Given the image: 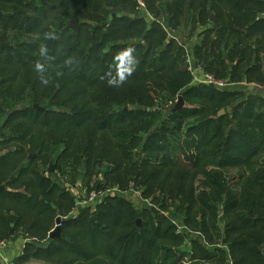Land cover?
Masks as SVG:
<instances>
[{
    "label": "trees",
    "instance_id": "1",
    "mask_svg": "<svg viewBox=\"0 0 264 264\" xmlns=\"http://www.w3.org/2000/svg\"><path fill=\"white\" fill-rule=\"evenodd\" d=\"M143 2L153 18L126 12L139 10L136 0H0L2 128L7 124L12 135L21 134L14 148L8 145L15 136L0 140V178L31 153L46 160L64 161L65 156L70 162L66 169L104 163L107 184L139 181L142 193L171 218L148 206L140 213L144 224L137 227L140 214L121 198L108 196L94 212L81 208L77 216L63 219L60 236L47 239V246L25 242L20 260H216L202 246L184 260L182 235L173 231L171 220L195 224L212 244L207 223L219 216L220 205L227 236L219 242L229 246L234 264H264V96L190 85L181 44L166 40L160 26L162 20L172 31L191 30V36L208 23L211 11L212 27L193 35L199 39L193 45L195 60L219 79L264 87V0ZM75 18L76 32L69 25ZM179 95L184 105L171 112ZM226 104L231 112L219 115ZM165 105L168 118L163 122ZM186 119L192 121L180 140L176 131ZM170 136L177 140L175 148ZM18 169L0 191V228L8 226L23 238L48 234L45 221L68 212L72 196L54 193V186L38 190L43 182L23 180L30 173Z\"/></svg>",
    "mask_w": 264,
    "mask_h": 264
},
{
    "label": "rangeland",
    "instance_id": "2",
    "mask_svg": "<svg viewBox=\"0 0 264 264\" xmlns=\"http://www.w3.org/2000/svg\"><path fill=\"white\" fill-rule=\"evenodd\" d=\"M142 1H144V0H142ZM126 12L130 16L138 15V12H139L141 14H144L149 19L153 18L152 14L147 10L146 6H145L144 10L141 8H139V10L137 8H135L133 10H129ZM122 13H125V12H122ZM160 26L163 28V30L166 31V35H167L166 40L169 38H173L174 41L181 44L183 51H184V56H185L186 50H188V48L191 47L190 42H195L196 40L197 41L199 40L198 37L196 39V38H194L195 36H193V35L199 34L200 31L202 30V28L205 27V25H204V26H201L200 28L193 30L192 31L193 35L188 36L187 31L189 29H187L186 31H180L178 29L172 31L170 27H168L165 23H163L162 20H160ZM189 31H191V30H189ZM180 34L184 35V40L183 39L177 40V36ZM192 49L193 48L191 47V50H190L191 53H192ZM183 62H184V57H183ZM183 62H182V65L184 66ZM222 76H224V75H222ZM223 80H225V79H223ZM189 84L190 85H198V84H202V83L192 82V77H191V82ZM236 98L238 100H240V97H236ZM176 101L172 105H174L176 103ZM0 105H1V102H0ZM183 105H184V100H183ZM165 108H166V105L161 110V112L163 114V118H164L162 120L163 122L168 118V113H164ZM158 109H161V108L158 107ZM220 110H223V113H222L223 115L228 114L231 112V106L228 104L222 106L218 110V113L220 112ZM261 111L264 112V107L261 109ZM53 116H55V115H53ZM5 117H6V115H0V140H4L7 136H10V137L15 136V138L13 140H11L10 144L8 145L11 148H14L15 146H18V142L16 140L18 137H20L21 134H19V135L13 134L12 135L11 126L7 125V124H6V126L4 125V127L2 128V126L4 124ZM19 120H21V119H19ZM18 121H12V122H18ZM190 121H192V120L191 119L183 120L181 128L176 131L181 135L180 140H182L184 138V134H186L185 124L187 122H190ZM169 122H170L169 124H173V122H175V120H172ZM153 129H154V127L153 128L151 127V130H153ZM42 133H43V131H42ZM42 135H44V133ZM167 138H168V136H166V139ZM169 139H170L171 143L173 142V144H174V142L177 141L175 139V137L170 136ZM140 142H144V138L142 140H140ZM173 144H171V145H173ZM0 148H1V144H0ZM172 148H175V144ZM173 150L174 149H172V152H171L172 157H174ZM69 153H70V151H69ZM32 154L34 155V157L28 158V159L34 160V162L29 164V163H27L28 162L27 158L22 160L20 166H16L15 169H10V173L7 174V176L4 175V177L0 178V179H3V181H0V186H3V188H4L5 187L4 184L7 180V178H13L14 176H16V174L19 172L18 168H21L23 166V167L27 168L28 172L30 173L23 180L30 181V180L38 179V180H41L43 182V184L40 187H38V190H46L47 188L54 186V187H52L54 193H56V192L60 193V192L64 191L63 190L64 184L62 182L63 176H66L67 179H69L71 181V184L74 187L77 185V183L81 182V186H82L81 188L82 189L79 190L76 195H74V196L71 195V194H75L76 193L75 191L66 192L68 195L73 196L72 197L73 203L71 204L70 210L68 212L62 213L63 216H66V217L77 216L78 210L81 208H84V206H85V205H81L80 202L82 200H85L91 191L100 192V191L108 189V188H118L115 196L117 198L118 197L121 198L125 202V204H127V206L134 209L137 212V215L140 213H144V210L148 206H151L152 211L156 210L160 213L159 215H166L167 216L166 218L168 221L171 219L169 212L165 211V209L159 208L158 205L154 203V201L149 199L150 198L149 196H145L142 193V190L144 187H143V185L140 184L139 181H138L139 182L138 183L137 181L134 182V181L130 180V182H127V183L125 182V183L121 184V186L114 185L113 183L107 184L106 183V176H104V173H103L104 166L106 165L104 163L103 164L92 163L86 167L83 164H81V165H75L77 168L72 167V168L66 169V166H69L68 163H70V162L65 161V159H66L65 156H62V159L64 161H61L60 158L46 160L45 158L40 157V155H38V153L37 154L31 153L30 155H32ZM135 154H136V156H138V153H135ZM158 160H161V158L159 157ZM66 164H68V165H66ZM50 166L53 167V170H51V171L49 170ZM4 169H6V167H4ZM93 171H95L96 173L94 174ZM233 172H234V170H233ZM108 177H111V176H108ZM42 178H43V180H42ZM15 188H17V187H14V186L10 187V189H12V190H15ZM65 196H66V198H68V196L66 194H65ZM95 207L94 208L88 207L89 213L94 212L96 209ZM216 209H217V213L219 216L216 219H211L207 223L208 225L206 228L207 232L213 236V243L212 244H208L209 242L205 241V232L206 231L199 232V229H197L195 227V224H193V225L184 224L178 219L171 220V222H173V224H174L173 231L182 235L180 248H181V250H184V252H186V254H185L186 257H187L189 252H191V251L195 252L194 247H196V246H202L203 248H205L208 252L209 257H213V256L217 257L216 260L199 261V260L195 259V260L189 261L186 264H234V261L231 259V253H230L229 246L221 244V242H219V240L221 238H223V240H225L224 237L227 236V234L224 233L226 223L221 222V219H220L222 214H223L222 208L220 205H216ZM52 217L53 216H49L48 219L45 221V229H50L49 231H51L54 228V218L52 219ZM137 220H140L139 226H137V224H136ZM145 220H146L145 217H141V214H140L139 217L138 216L136 217L135 225L137 227H141L142 224H144ZM155 221H149V222L155 223ZM251 222H253V220H251ZM212 224H214L216 227ZM258 224L260 225V224H262V222H258ZM8 228H9L8 226H3L0 228V239H4L1 241H5L7 239L6 233H9ZM218 233H220V234H218ZM48 234H49V232H48ZM48 234H41V235H35L33 237H26L25 240L32 241V242H34L33 244L37 245V246L45 245L48 243L47 239H50ZM0 243H2V242H0ZM1 250L3 251L4 249H1ZM186 257L184 260L187 261L188 257L187 258ZM221 258H225L224 263H221L218 260ZM209 259H211V258H209ZM1 261L2 260L0 259V262ZM184 262H183V264H184ZM3 263L5 264V262H3Z\"/></svg>",
    "mask_w": 264,
    "mask_h": 264
},
{
    "label": "crops",
    "instance_id": "3",
    "mask_svg": "<svg viewBox=\"0 0 264 264\" xmlns=\"http://www.w3.org/2000/svg\"><path fill=\"white\" fill-rule=\"evenodd\" d=\"M207 15H208V11H207ZM263 17H264V15H263ZM213 18H214V16H213ZM207 20H208V23L205 25L204 28H202V30L205 29V28L212 27V21L213 20L209 21V17H208ZM194 38L197 39L196 36ZM195 42H197V40ZM195 42H190V46L192 48H193V45H194ZM191 47L188 48L189 52L191 50ZM190 54L195 59L193 49H192V53L190 52ZM225 80L229 81L228 79H225ZM231 83H232V85H229L228 87H226L223 90H225V91H241V92H243L245 94L249 93V94H253V95H259L260 97L262 95H264L263 92H262V88H263L262 85H259V84H256V83H247L244 79H242L241 81H231ZM80 185L81 184L77 183V185L75 187L73 186L75 189H67V188L65 189V187H63V190L65 192L75 191L76 192L75 194H71V195L74 196V195L77 194V190L79 191V190L82 189L80 187ZM71 186H72V184H71ZM84 208H88V207L85 206ZM69 217H74V216H69ZM63 219H66V216H62L61 217V221ZM54 225H55V219H54ZM10 230H11V233H10ZM9 236L10 237H8V238L6 237L7 239L5 241H1V240H4V239H0V242H2V243H0V259L2 260L0 262V264H4L3 262H5V264H47L45 262H42V261H39V260H36V259H28L26 261L20 260L22 254H23L24 247H25V242H27L29 240H25L26 238H23L22 236H19L12 229H9ZM49 240L53 241L55 239H53V240L49 239ZM48 244L49 243H47L45 245H40V247L41 246H47ZM1 249H4V250L2 251Z\"/></svg>",
    "mask_w": 264,
    "mask_h": 264
},
{
    "label": "built area",
    "instance_id": "4",
    "mask_svg": "<svg viewBox=\"0 0 264 264\" xmlns=\"http://www.w3.org/2000/svg\"><path fill=\"white\" fill-rule=\"evenodd\" d=\"M138 7L141 9H145V4L142 0H136ZM184 66L186 71L191 75L192 82L196 83H202L206 84L208 86L214 87L218 90H223L229 85H232L231 82L223 79H219L215 77L212 73L205 71L202 66L192 57L190 52L186 50L185 56H184ZM262 92L264 94V87L262 88ZM264 96V95H263ZM63 184L65 189H75L73 186H71V182L69 179H67L66 176H63ZM81 184V183H79ZM80 187H82L80 185ZM77 190V189H76ZM118 188H108L105 190H102L100 192L98 191H91L88 195V197L85 200H82L80 202L81 205H85L87 207L94 208L98 203H100L105 197L108 196H115ZM78 192V190H77ZM84 206V207H85ZM61 225V223H60Z\"/></svg>",
    "mask_w": 264,
    "mask_h": 264
},
{
    "label": "water",
    "instance_id": "5",
    "mask_svg": "<svg viewBox=\"0 0 264 264\" xmlns=\"http://www.w3.org/2000/svg\"><path fill=\"white\" fill-rule=\"evenodd\" d=\"M208 17H209V21L213 20V13L208 11ZM69 25L73 27L74 31H78L79 29V24H78V19H71L69 20ZM183 106V98L181 95L178 96L176 103L173 105V107L171 108V112H176L177 110H179L181 107ZM35 108L37 109H41V107H39L38 105H34ZM223 113V110H220V112L218 113L219 115ZM34 155H30L29 158H33ZM49 170H53V167L50 166ZM3 189V186H0V191ZM61 217L57 216L55 218V225L54 228L49 232L48 236L50 239H57L60 236V231H61ZM137 226L140 225V220H137L136 222ZM11 233V230H10Z\"/></svg>",
    "mask_w": 264,
    "mask_h": 264
},
{
    "label": "clouds",
    "instance_id": "6",
    "mask_svg": "<svg viewBox=\"0 0 264 264\" xmlns=\"http://www.w3.org/2000/svg\"><path fill=\"white\" fill-rule=\"evenodd\" d=\"M41 66L40 65H37V68H40ZM45 83H46V81H45ZM109 83L111 84V83H113L112 81H109Z\"/></svg>",
    "mask_w": 264,
    "mask_h": 264
}]
</instances>
